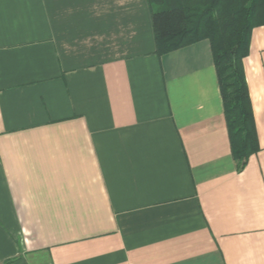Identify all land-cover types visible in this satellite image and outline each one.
Here are the masks:
<instances>
[{
	"label": "crops",
	"instance_id": "crops-1",
	"mask_svg": "<svg viewBox=\"0 0 264 264\" xmlns=\"http://www.w3.org/2000/svg\"><path fill=\"white\" fill-rule=\"evenodd\" d=\"M148 0H0V263L264 264V25L237 169L209 42L159 55Z\"/></svg>",
	"mask_w": 264,
	"mask_h": 264
},
{
	"label": "trees",
	"instance_id": "trees-1",
	"mask_svg": "<svg viewBox=\"0 0 264 264\" xmlns=\"http://www.w3.org/2000/svg\"><path fill=\"white\" fill-rule=\"evenodd\" d=\"M159 55L207 40L237 169L258 150L243 58L251 30L264 25V0H148ZM6 260L0 264H7Z\"/></svg>",
	"mask_w": 264,
	"mask_h": 264
}]
</instances>
